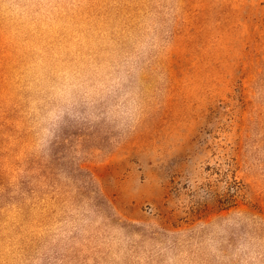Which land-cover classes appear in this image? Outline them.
<instances>
[{"label": "rangeland", "instance_id": "1", "mask_svg": "<svg viewBox=\"0 0 264 264\" xmlns=\"http://www.w3.org/2000/svg\"><path fill=\"white\" fill-rule=\"evenodd\" d=\"M0 264H264V0H0Z\"/></svg>", "mask_w": 264, "mask_h": 264}]
</instances>
